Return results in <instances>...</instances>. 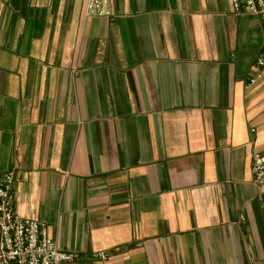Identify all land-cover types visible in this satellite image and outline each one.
<instances>
[{"label":"crops","instance_id":"obj_1","mask_svg":"<svg viewBox=\"0 0 264 264\" xmlns=\"http://www.w3.org/2000/svg\"><path fill=\"white\" fill-rule=\"evenodd\" d=\"M0 0V174L75 264H264L260 18L230 0ZM255 81V82H254Z\"/></svg>","mask_w":264,"mask_h":264},{"label":"built area","instance_id":"obj_2","mask_svg":"<svg viewBox=\"0 0 264 264\" xmlns=\"http://www.w3.org/2000/svg\"><path fill=\"white\" fill-rule=\"evenodd\" d=\"M237 15L247 14L261 19L264 32V0H230ZM87 17L111 18L113 0H88ZM257 80L264 76V53L255 65ZM255 82V81H254ZM254 184L264 193V153L253 158ZM17 173L0 174V264H75L80 256L58 249L48 234L46 224L19 216L15 210ZM96 262L108 264L110 255L99 252Z\"/></svg>","mask_w":264,"mask_h":264}]
</instances>
